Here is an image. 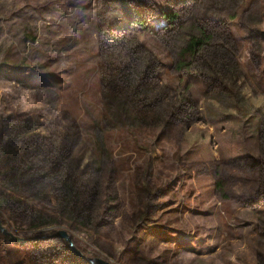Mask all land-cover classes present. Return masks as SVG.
I'll use <instances>...</instances> for the list:
<instances>
[{"label":"rangeland","instance_id":"374dc122","mask_svg":"<svg viewBox=\"0 0 264 264\" xmlns=\"http://www.w3.org/2000/svg\"><path fill=\"white\" fill-rule=\"evenodd\" d=\"M1 192L0 264H264V0H0Z\"/></svg>","mask_w":264,"mask_h":264},{"label":"trees","instance_id":"16d2710c","mask_svg":"<svg viewBox=\"0 0 264 264\" xmlns=\"http://www.w3.org/2000/svg\"><path fill=\"white\" fill-rule=\"evenodd\" d=\"M170 13H166V17H170ZM205 45V41L203 37H199L196 35H191L189 39H187V41L185 42L184 46L181 48L180 52L182 56H191L193 55L196 51H198L199 49H201L203 46ZM94 126L96 127L95 131H94V140H95V145L96 147H98L99 149H102L103 153H105V149H104V138L102 133H100L99 129H98V124L96 121H94ZM25 156L26 154L23 153L22 151H19V158H23V162H24V167L26 170H29V165L26 163L25 161ZM6 168L2 169V173L4 176V180L11 184V185H15L18 183H21L22 180V172H18V168H16L14 163H11L9 165L5 164ZM3 192H1L0 194H2ZM4 196H9L7 195V193H3ZM43 241V245H47L50 246L49 249L47 248H42L39 246L38 251L40 253V255L43 258L46 259H52V244L54 243H58V242H62L61 238L58 237H43L41 239H36V244L39 245L40 242ZM46 243V244H45ZM63 245V249L64 251H66L68 254L72 255L75 258H78V256L76 254H74L71 251V248L68 246L67 243H62ZM79 262L81 264H88L85 263L84 261L79 260ZM52 263V261L50 262Z\"/></svg>","mask_w":264,"mask_h":264},{"label":"water","instance_id":"95a60500","mask_svg":"<svg viewBox=\"0 0 264 264\" xmlns=\"http://www.w3.org/2000/svg\"><path fill=\"white\" fill-rule=\"evenodd\" d=\"M0 231L4 235L9 236L10 238H12L13 240H17V241H20V242H27V241H30V240H34L35 238H38V237H35V236H31V237L30 236L29 237L16 236V235H14L13 233H11L10 231H8L6 228H4L2 226L1 220H0ZM54 236H58L60 238L65 239L67 241L68 246L71 248V251L74 254H76L78 257H80L82 259V261H84L85 263H88V264H115V263H112L111 261L103 259L101 257H89V256H86V255L82 254L81 251H79V249L74 247V245L71 242L70 235L65 230H60V231L56 232L54 234Z\"/></svg>","mask_w":264,"mask_h":264}]
</instances>
